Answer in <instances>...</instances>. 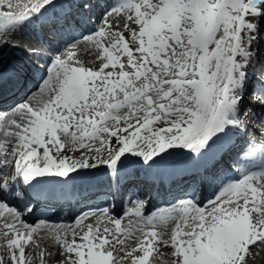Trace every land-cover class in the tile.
<instances>
[{"label":"snow or ice","instance_id":"obj_1","mask_svg":"<svg viewBox=\"0 0 264 264\" xmlns=\"http://www.w3.org/2000/svg\"><path fill=\"white\" fill-rule=\"evenodd\" d=\"M63 7L0 0V40L50 11L61 30L91 23L88 0ZM261 22L264 0H112L81 37L91 64L75 37L57 50L38 90L0 117V264H45L37 233L49 226L29 222L42 185L103 170L119 190L133 158L162 169L176 150L199 177L191 191L150 213L130 195L122 214L105 206L49 228L63 264H158L160 245L170 264H248L264 244V116L251 125L241 112ZM252 97L264 107V78Z\"/></svg>","mask_w":264,"mask_h":264},{"label":"bare ground","instance_id":"obj_2","mask_svg":"<svg viewBox=\"0 0 264 264\" xmlns=\"http://www.w3.org/2000/svg\"><path fill=\"white\" fill-rule=\"evenodd\" d=\"M63 9L64 8H57L56 11L57 12H61ZM48 15L53 16L51 11L49 12ZM119 23H120L119 19H114L113 18V24L114 25L115 24H119ZM82 26H85V25H82ZM261 31H263V30H261L260 27H259L258 33L261 32ZM10 36H19V35L16 32L14 35H10ZM76 38H79V37H76ZM92 50H93V46L92 45H84V46H81V47L78 48L77 53H78V55H79L81 60L85 61L86 63H89V61H88V59L86 57L89 55L88 53L92 52ZM27 55H30V59H32L31 53H28ZM84 58H86L87 60L84 59ZM23 64L25 65V63H23ZM23 64H22V66L15 68L16 70L9 69V68L5 69L4 70L5 72L3 71L4 73H2L0 75V76H3L2 78H0V100L6 99L9 96V93L17 92L20 89V86L22 85V83H24L27 80L26 78H28V75H29V70H28L29 66H25L23 68ZM46 77H47V74L45 75V78ZM252 78H254V77H252ZM4 82H5V84H4ZM17 82L18 83L20 82L21 85H18L16 87V83ZM247 93H248V90H247L246 94ZM250 102H253L252 93H249L248 95H246L244 97V101L242 103L243 111L241 112V117L242 118H243V115H244L245 111L249 113V111H247L245 108H246V105H248ZM248 119H249L250 124H251L252 120H255L253 118V116L250 115V114H249V118ZM235 139H236V137L234 136L233 140H235ZM175 154H176V151H175L174 155ZM172 157H170V158H172ZM179 157H181V154H179L176 158H179ZM176 160H178V159H176ZM168 163H169V166L167 168H162V169L154 168L153 170L152 169H146L145 170V169H143V167L138 169V168H135V167H137V166H135L134 168L130 167V169L125 170V172H124L125 174H123V178L134 175L135 177L129 179L128 181L131 184L136 183V185L138 187H132L131 185L121 184V186H120V188L118 190L119 191V195L116 198V200H118L119 197L121 195H123L124 193L133 194V192L130 191L132 188L134 190H141V191L143 190V192H148L151 187H155V184L151 183L150 180H140L137 177L138 173L142 172V171H149V172L153 171V172H155L153 174V176L158 177V179L162 178V181L169 183L166 186H163V184H161L160 180H156L157 178H154V180L157 182V186H156V193L157 194H155L156 198H158L161 201L166 199L165 196L170 194V193H173L174 190L176 188H178L177 186H179L178 183H176V184L174 183L173 179L171 180L172 173H174V172H176L178 170H179L177 172L178 174L186 171V169H184V167L186 165H178V164L174 163L173 160H169ZM138 167H140V166H138ZM86 173H88V172H86ZM94 179L96 181L97 180L104 181L103 179H101V178L99 179L97 177L94 178ZM78 184H83V183H78ZM76 186L77 185L75 184L74 188ZM66 189L65 188H59L58 184L57 185H53V186H51V185H43L42 186V190H43L44 194H53L54 193V195H56L57 197H62V198H66V197L70 198V197H73L75 195H79V193H80V192H78V189H76V188H75L76 191H74V189H71V188L69 190L65 191ZM53 191H55V192H53ZM81 196L82 195L79 196L80 198H77L76 200L72 201L71 203L62 202V203L56 204V207H57L56 208V212L61 207L68 206L69 209H73V208H75L76 206H78L80 204L89 203L90 199H94L95 200L94 192L91 193L87 197H81ZM145 196H147V200H148V198L150 200L152 199V194H150V193H149V197H148V194H145ZM41 229H43V227ZM44 235L45 234H43V231H39L38 230L37 239L40 241V243H42L40 245V247H41V249L46 250L45 251V257H44V259L46 261V264H50L49 263L50 260L54 261L53 264H63L64 257L60 254V250H59L58 245H56L55 241L47 233H46V236H44ZM44 237H47V238H44ZM48 237H50V238H48ZM161 246H162V251L163 252H165V253L166 252H171L170 247H166V246H163V245H161ZM48 253H51V255H48Z\"/></svg>","mask_w":264,"mask_h":264},{"label":"rangeland","instance_id":"obj_3","mask_svg":"<svg viewBox=\"0 0 264 264\" xmlns=\"http://www.w3.org/2000/svg\"><path fill=\"white\" fill-rule=\"evenodd\" d=\"M103 18H104V14L100 17L99 20L97 19V23L95 24V25H97V28L101 25ZM109 19L113 23V18L109 17ZM18 35L19 36H17V37H15V36L4 37V40H7L6 44L3 43L2 40H0V67L3 68L5 64L7 66L9 65V67H10L12 64H16V62H17L16 59L18 58V59L30 60L31 65H32L34 70H38V69H44L45 70L44 66H46V65L44 63L40 64L39 61H37L36 59L31 60L30 55H27L29 53L30 49L32 48V47L30 48L29 46L30 45L32 46L34 44V42L30 39V36H24V35H20V34H18ZM256 38H257V36H256ZM255 40L252 43V51H253L254 45L257 43ZM84 45H91V44L84 41V42L78 43V48L81 46H84ZM78 48H77V50H78ZM88 54L89 55L86 58L88 59L89 64H91L95 58V50L93 49L92 52L88 53ZM262 57H263V60H261V59L255 60V57H254V59L253 58L251 59L250 63H253L255 61V62H257V65L259 66V61H262L263 62L262 68H263V75H264V55ZM8 58H10V59H8ZM86 58H84V59H86ZM37 86H38L37 87V89H38L40 87V85H37ZM177 151L178 150H176V152ZM180 151L181 150H179L178 153ZM132 163L137 164V166L139 164V162L135 158H133ZM100 171H102V170L94 171V172H96V174H97ZM150 209H151V207L149 208V211H150ZM117 211H120V208L117 207ZM57 225H60L61 228L63 229V228H66L70 225H74V222H71V221H69V223L62 222L61 224L52 222L49 225V227H43V229H40L39 231H43V234L47 233L52 238L51 232L49 231V228H55V226H57ZM50 237H48V238H50ZM44 238H47V237H44ZM39 244L41 245L42 243H40V241H39ZM159 251L161 253V257H160V260L158 261V264H170V261L172 259L171 255H170L171 252H166V253L163 252L161 245L159 246ZM246 259L248 261V264H264V244L257 242V244L252 245L251 246V253L248 257H246ZM49 263L53 264L54 261L50 260ZM45 264H46V261H45Z\"/></svg>","mask_w":264,"mask_h":264}]
</instances>
